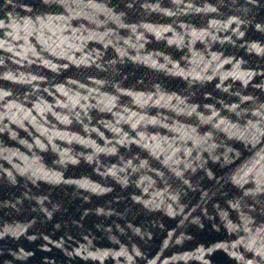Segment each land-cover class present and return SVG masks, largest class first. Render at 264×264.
<instances>
[{
	"label": "water",
	"instance_id": "95a60500",
	"mask_svg": "<svg viewBox=\"0 0 264 264\" xmlns=\"http://www.w3.org/2000/svg\"><path fill=\"white\" fill-rule=\"evenodd\" d=\"M0 264H264V0H0Z\"/></svg>",
	"mask_w": 264,
	"mask_h": 264
}]
</instances>
